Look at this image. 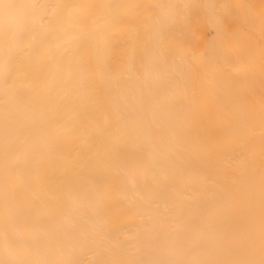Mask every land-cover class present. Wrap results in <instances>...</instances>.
<instances>
[{"label":"bare ground","instance_id":"1","mask_svg":"<svg viewBox=\"0 0 264 264\" xmlns=\"http://www.w3.org/2000/svg\"><path fill=\"white\" fill-rule=\"evenodd\" d=\"M0 264H264V0H0Z\"/></svg>","mask_w":264,"mask_h":264}]
</instances>
